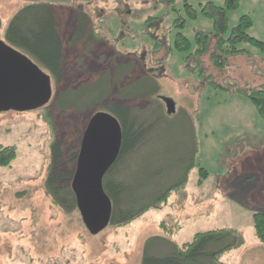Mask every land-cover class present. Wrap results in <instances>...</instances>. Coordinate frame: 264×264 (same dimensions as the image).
I'll list each match as a JSON object with an SVG mask.
<instances>
[{"label": "rangeland", "instance_id": "obj_1", "mask_svg": "<svg viewBox=\"0 0 264 264\" xmlns=\"http://www.w3.org/2000/svg\"><path fill=\"white\" fill-rule=\"evenodd\" d=\"M208 3L226 7V0H0L5 42V30L19 11L51 5L65 60L48 109L0 113V145L17 154L9 167L0 168V264H142L145 253L166 256L196 234L218 229H234L244 240L222 262L264 264V244L252 219L264 212V118L246 96L264 88V51L241 43L237 47L249 54L230 56L225 68L217 69L211 61L215 19L201 13ZM235 3L237 8L225 13L229 32L247 16L248 34L264 44V0ZM187 5L197 20L185 13ZM80 12L88 27L85 39L76 40ZM179 17L186 25L176 30ZM92 32L99 37L88 40ZM179 32L192 42L190 51L173 48ZM198 32L210 36L207 51L187 61L198 49ZM87 89L92 92L79 109L56 107L59 94ZM145 92L152 98L136 94ZM111 104L126 106L138 124L151 126L143 145L112 177L130 186L122 205L135 201L145 208L187 171L188 182L167 204L92 236L78 211L68 213L54 203L47 180L54 171L74 169L73 155L89 120ZM200 169L208 172L203 182Z\"/></svg>", "mask_w": 264, "mask_h": 264}, {"label": "trees", "instance_id": "obj_2", "mask_svg": "<svg viewBox=\"0 0 264 264\" xmlns=\"http://www.w3.org/2000/svg\"><path fill=\"white\" fill-rule=\"evenodd\" d=\"M235 2L236 0H226L225 8H219L212 3H208L201 9L203 16L215 19V31L217 33L216 47L215 52L211 55V61L217 69L225 68L228 63V57L230 56L249 54L247 50L237 47L241 43H247L264 51V44L248 34L252 26L249 17H242L239 24L229 32L228 20L225 13L227 10L237 8ZM185 13L192 20H197L198 18L196 10L190 5L186 6ZM218 16L220 17L219 21ZM85 17L86 15L80 12L76 40L85 39L86 37L88 22ZM58 24V19L51 5L35 4L29 5L19 11L11 20L9 27L5 30L7 43L14 48L25 50L30 55L27 56L51 75L52 82L55 84L62 82L64 76L63 67L65 64L63 55L64 42ZM185 25L186 20L179 17L175 21L174 28L181 30L185 28ZM1 29L2 23L0 20V31ZM227 34L228 37H226ZM98 37L97 33L92 32L88 40L97 39ZM209 41L210 36L204 32H198L195 36V43L198 44V49L191 56L187 57L186 60L189 61L192 56L198 58L204 55L207 51ZM191 43L187 37L179 32L175 36L173 48L177 51L188 52L191 49ZM158 44L157 42L155 47ZM201 77L203 78L202 74ZM91 92V89H87L84 92L82 91V93H74L72 95L69 93H61L58 95L55 105L58 109H62V111L79 109L80 104L84 102V99ZM136 94L138 97L152 98V93L145 92ZM246 96L264 118V88L252 89L246 93ZM52 102L44 108L48 109ZM103 110L118 119L123 133L120 155L105 175L103 181L104 189L113 204V213L109 226L122 227L139 219L150 209H157L167 204L173 192L179 191L186 186L188 182V171L185 173L181 182L167 187L153 201L147 203L145 208H138L140 203L135 201H132V204L128 208L124 207L122 202L126 198L125 196H128L130 186L112 177L117 173L118 167L124 159L136 152L143 145L151 131V126L147 127L143 124H138L137 117L133 112L121 104H111L100 112ZM49 122L52 125L51 116H49ZM61 144L63 149L64 145L62 142L55 143V145ZM79 153L80 151L73 155V162H75L73 170L62 173L54 171L49 175L47 180V190L49 195L54 199V203L68 213L78 211L76 196L72 189V182L76 173V163ZM16 156L17 154L13 147L0 145V168L9 167ZM59 163L61 164V161ZM200 175V182H203L208 176V172L200 169ZM252 219L255 235L258 241L264 244V212L254 213ZM243 245V238L234 229L211 230L196 234L190 242L181 246L175 245V251L169 255L153 256L145 253L142 264H227L221 261L222 258Z\"/></svg>", "mask_w": 264, "mask_h": 264}, {"label": "water", "instance_id": "obj_3", "mask_svg": "<svg viewBox=\"0 0 264 264\" xmlns=\"http://www.w3.org/2000/svg\"><path fill=\"white\" fill-rule=\"evenodd\" d=\"M53 98L52 77L29 56L0 40V113L29 112L46 107ZM170 113L175 106L167 102ZM122 127L107 112L95 113L83 135L72 189L82 221L92 236L111 222L113 204L104 189V177L117 161Z\"/></svg>", "mask_w": 264, "mask_h": 264}]
</instances>
